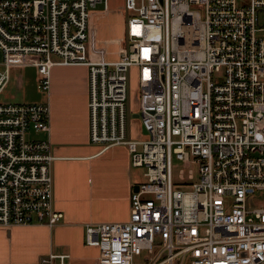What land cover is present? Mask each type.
<instances>
[{"label":"built area","instance_id":"1","mask_svg":"<svg viewBox=\"0 0 264 264\" xmlns=\"http://www.w3.org/2000/svg\"><path fill=\"white\" fill-rule=\"evenodd\" d=\"M263 8L264 0H125L124 46L107 60L92 22L107 0H0V96L11 56L35 58L28 64L44 93L53 66H85L90 144L125 146L144 170L127 221L84 226V244L99 252L91 264H264ZM130 68L137 138L128 130ZM49 114L46 103L0 101L1 228L62 219L52 145L30 137L49 132ZM173 159L183 167L177 179Z\"/></svg>","mask_w":264,"mask_h":264},{"label":"crops","instance_id":"2","mask_svg":"<svg viewBox=\"0 0 264 264\" xmlns=\"http://www.w3.org/2000/svg\"><path fill=\"white\" fill-rule=\"evenodd\" d=\"M121 27L123 36L124 20ZM23 69H33L36 74L32 65L25 64L18 71L23 73ZM22 73L16 77L21 83ZM43 103L50 110L49 132L30 137L48 140L52 145L51 153L56 158L51 169L53 206L63 216L51 228L0 227V264H35L49 254L67 255L64 264H91L99 252L84 244V226L127 221L130 194L143 177L138 176V168L131 166L125 146L103 150L90 144L85 66H53ZM139 132L137 124L130 136L137 138Z\"/></svg>","mask_w":264,"mask_h":264},{"label":"rangeland","instance_id":"3","mask_svg":"<svg viewBox=\"0 0 264 264\" xmlns=\"http://www.w3.org/2000/svg\"><path fill=\"white\" fill-rule=\"evenodd\" d=\"M125 0H107L109 11L104 15L93 16V25L95 30V40L97 47L101 48L105 53L104 56L107 60H114L118 57L119 52L124 46V38L122 36V23L126 20L123 7ZM102 6H97L95 10H100ZM260 20L264 19V8L259 14ZM116 41V42H115ZM115 42V43H114ZM127 43V42H126ZM32 56H11V70L10 81L0 96L1 102H10L16 104L22 103H43L44 92L37 88L36 74L33 69H28L23 73L18 69L24 68L30 60H34ZM22 62V63H21ZM31 67V66H29ZM17 69V70H16ZM22 73L23 83L18 82L17 75ZM36 73V72H35ZM127 110H128V130L129 135H133L136 131L138 119L133 118V115L138 108V86L137 74L134 68H130L127 73ZM173 177L177 179V174L182 170V165L179 161L173 159ZM138 176L143 177L144 170L141 168L136 169ZM141 180V179H140ZM144 179H142L143 181ZM141 181V182H142Z\"/></svg>","mask_w":264,"mask_h":264},{"label":"water","instance_id":"4","mask_svg":"<svg viewBox=\"0 0 264 264\" xmlns=\"http://www.w3.org/2000/svg\"><path fill=\"white\" fill-rule=\"evenodd\" d=\"M133 118L137 119L138 118V115H133ZM134 191H137V186L134 187Z\"/></svg>","mask_w":264,"mask_h":264}]
</instances>
